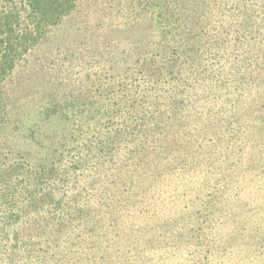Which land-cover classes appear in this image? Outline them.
Wrapping results in <instances>:
<instances>
[{
	"label": "rangeland",
	"instance_id": "1",
	"mask_svg": "<svg viewBox=\"0 0 264 264\" xmlns=\"http://www.w3.org/2000/svg\"><path fill=\"white\" fill-rule=\"evenodd\" d=\"M1 94V165L65 146L0 264H264V0H81Z\"/></svg>",
	"mask_w": 264,
	"mask_h": 264
},
{
	"label": "trees",
	"instance_id": "2",
	"mask_svg": "<svg viewBox=\"0 0 264 264\" xmlns=\"http://www.w3.org/2000/svg\"><path fill=\"white\" fill-rule=\"evenodd\" d=\"M81 0H0V99L4 97L3 89L11 81L14 71L27 62L29 53L47 34V32L56 26L63 16L70 14ZM166 4V3H165ZM166 7V6H164ZM167 8V7H166ZM169 21L177 18H168ZM8 99H10L8 97ZM79 101V100H78ZM74 108L71 113L62 112L61 120L66 134L62 138L76 142L77 137L87 126L85 121H93L90 114L80 110L78 102L72 104ZM61 108V106H59ZM42 117L49 119L56 110L46 108ZM108 123L110 120L108 119ZM70 138V139H69ZM57 148L51 152V156L44 153L37 158L30 154L17 153L8 159V163L0 164V203L10 202L12 205L3 207L18 209L22 207V213L31 214L41 205L45 195L43 193L31 190L28 185L37 180L38 182L45 178L38 174H55L53 162L58 159L59 149H64L65 142H57ZM56 155V159L55 156ZM51 158V160H48ZM51 163L50 167L45 168V164ZM14 174L21 176L17 182H12ZM36 174V177H35ZM39 177V178H37ZM24 188L18 189L21 184ZM24 186V185H22ZM20 196L27 198V203L17 206ZM12 198V199H11ZM16 198L15 200H13ZM7 212H5V215Z\"/></svg>",
	"mask_w": 264,
	"mask_h": 264
}]
</instances>
